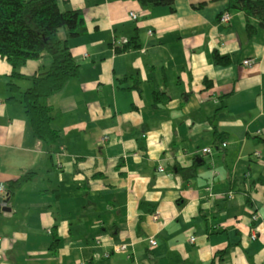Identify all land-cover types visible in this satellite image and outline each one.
Returning <instances> with one entry per match:
<instances>
[{
    "label": "crops",
    "instance_id": "0c3cea01",
    "mask_svg": "<svg viewBox=\"0 0 264 264\" xmlns=\"http://www.w3.org/2000/svg\"><path fill=\"white\" fill-rule=\"evenodd\" d=\"M61 3L87 33L69 40L79 76L46 100L56 143L9 86L29 88L49 57L15 77L0 57V185L35 172L0 203V264H264V26L220 22L228 0Z\"/></svg>",
    "mask_w": 264,
    "mask_h": 264
},
{
    "label": "trees",
    "instance_id": "16d2710c",
    "mask_svg": "<svg viewBox=\"0 0 264 264\" xmlns=\"http://www.w3.org/2000/svg\"><path fill=\"white\" fill-rule=\"evenodd\" d=\"M138 1L142 7L167 5L174 9L175 4V0ZM61 2L0 0V57L7 59L13 66L12 76L20 75L17 69L29 60L40 59L43 54L50 59L48 67L41 68V72L33 77L29 88L21 90L13 80L9 83L10 89L20 94L18 98L12 96L11 99H18L23 105L36 138L50 144L59 140L60 131L52 126V107L46 100L61 91L70 79L79 76L80 65L76 62L69 40L87 33L83 11L76 8L62 9ZM227 10L244 12L248 18L255 17L259 25L264 26V0H228ZM246 27L249 37L256 34L257 26L250 19ZM61 30L65 31V38L60 36ZM131 42L136 46V38ZM214 61L223 65L231 63L230 57L218 52L214 54ZM208 82L205 80L206 84ZM167 98L165 93L155 96L157 102ZM192 169L186 168L184 172L187 174ZM34 174V171H27L20 178L9 181L5 185V195L10 197L15 194ZM53 237L51 247L54 249L58 238L55 235Z\"/></svg>",
    "mask_w": 264,
    "mask_h": 264
},
{
    "label": "built area",
    "instance_id": "2783aa9c",
    "mask_svg": "<svg viewBox=\"0 0 264 264\" xmlns=\"http://www.w3.org/2000/svg\"><path fill=\"white\" fill-rule=\"evenodd\" d=\"M129 15L133 19H136L138 17V15L136 14L135 11H131L129 13ZM230 19H231V13L229 11H225V12H223V14L220 17V22H225L226 23V22H229ZM149 32L152 33V31H149ZM243 63H244L245 66H251V65H253V60L252 59H246V60L243 61ZM258 132H260V131H258ZM223 145L225 146L226 145V142H224ZM202 151H203V153H209V152H211V148L210 147H206V148H203ZM255 155L256 156H260L261 153L260 152H256ZM159 170L160 171H164V168L160 166L159 167ZM208 190L211 191V188L209 187ZM0 191L1 192H5V185L4 184H1L0 185ZM211 196H212V194H211ZM230 196H233V195H230ZM157 217H158V213L155 215V218H157ZM258 218H259V215L258 214L255 213V214L252 215V220L255 221ZM257 234H258L257 231H255L254 234L252 235V237L253 238H256ZM191 241L192 242L195 241V237H191ZM157 243L158 242H157L156 238L155 237H151V239H150V246L151 247H154V246L157 245ZM127 246H128V244H121V245H117L115 247V249L116 250H126L127 249ZM105 256L108 257L109 256V253H106ZM83 264H85V263H83Z\"/></svg>",
    "mask_w": 264,
    "mask_h": 264
},
{
    "label": "water",
    "instance_id": "95a60500",
    "mask_svg": "<svg viewBox=\"0 0 264 264\" xmlns=\"http://www.w3.org/2000/svg\"><path fill=\"white\" fill-rule=\"evenodd\" d=\"M8 198L9 197L6 198V195H5V197L4 196L0 197V203H6L8 201ZM3 209L8 210V211L10 210V208H5V207Z\"/></svg>",
    "mask_w": 264,
    "mask_h": 264
},
{
    "label": "rangeland",
    "instance_id": "374dc122",
    "mask_svg": "<svg viewBox=\"0 0 264 264\" xmlns=\"http://www.w3.org/2000/svg\"><path fill=\"white\" fill-rule=\"evenodd\" d=\"M62 33H65V31H64V30H61L60 33H59L60 36L62 35ZM25 86H26V85H25ZM25 86L23 87V89L25 88Z\"/></svg>",
    "mask_w": 264,
    "mask_h": 264
}]
</instances>
